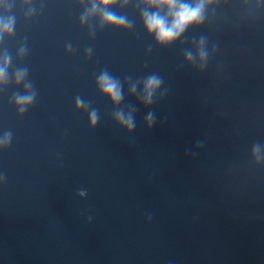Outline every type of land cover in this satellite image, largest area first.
<instances>
[{"label": "clouds", "instance_id": "obj_1", "mask_svg": "<svg viewBox=\"0 0 264 264\" xmlns=\"http://www.w3.org/2000/svg\"><path fill=\"white\" fill-rule=\"evenodd\" d=\"M6 0H0V4H5ZM245 9V14L249 17L255 16L264 9L261 0H241ZM27 6L24 13L26 20L32 19L38 11L43 10L41 4L39 10L34 5L33 0H22ZM83 11L79 16L81 27H87L89 38H94L98 30L113 28L122 31H132L135 21L130 19L127 13L115 9L123 10L129 5H133L139 12V18L145 33L154 40L159 47H168L181 40L190 28H199L206 22H210L216 17L217 9L227 3V0H78ZM12 4L6 5L7 9L12 8ZM16 28V16L11 14H0V43L5 37L14 36ZM191 44L193 47L184 50V61L187 64L198 66L200 72L207 67L210 57L216 54L217 44H212L209 48L208 37L200 35L193 37ZM151 46L147 51L151 52ZM76 49L71 42L65 45V52L73 54ZM28 53L26 42L22 43L16 52V56L23 60ZM93 49H85V56L91 58ZM13 62L12 54L4 49L0 51V88H7L11 83L16 87L23 86V91L14 92L10 102L14 104L17 115L23 117L29 108L33 106L37 99V91L33 82L28 79L29 69L17 67L10 73ZM98 92L106 97L113 106L112 119L115 124L127 134L131 135L136 128V106L127 104L124 106V88L127 86L129 95H134L145 106L153 105L159 98L167 95L168 89L163 87L164 80L157 73L133 78L131 75L125 76L123 80L114 76L108 69L99 72L95 79ZM162 90V91H161ZM77 112L87 113L88 126L90 129L96 128L100 114L99 110L92 107L90 101H86L81 96H76L74 101ZM156 114L153 111L146 113L144 120L146 128L151 130L156 123ZM13 133L11 130L4 131L0 135V150H6L12 143ZM250 158L256 164L264 163V143L256 142L252 145ZM6 180V176L0 174V183ZM86 190H78V195L85 196ZM92 217H89L91 220Z\"/></svg>", "mask_w": 264, "mask_h": 264}]
</instances>
